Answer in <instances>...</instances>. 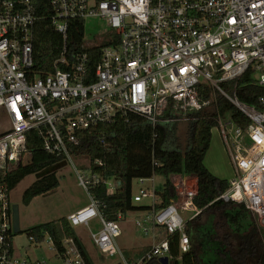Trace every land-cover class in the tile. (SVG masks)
<instances>
[{"label": "built area", "instance_id": "obj_1", "mask_svg": "<svg viewBox=\"0 0 264 264\" xmlns=\"http://www.w3.org/2000/svg\"><path fill=\"white\" fill-rule=\"evenodd\" d=\"M49 2V21L62 43L50 70L42 71L35 68L32 43L36 0H0V111L7 123L0 130V264H48L44 257L16 256L12 245L17 232L7 175L30 159L28 133L35 130L44 151L72 164L71 148L82 131L129 112L142 116L153 129L214 112L210 133L218 132L232 165L229 186L218 198L242 204L264 230V0ZM91 19H99L104 27L88 36L86 21ZM77 20L82 22L81 36L69 44V35L79 32L78 26L72 28ZM90 56L97 57L91 69ZM245 74L262 91L255 102L237 96ZM216 95L247 124L235 123L230 115L223 120L214 106ZM75 171L87 190L101 180L88 165L83 174ZM137 179L142 183L153 176ZM105 184L108 192L114 190V181ZM150 188H139L131 196L134 201L151 199L143 215L134 219L135 228L151 233V244L134 264L161 256L169 261L174 233L179 252H186L190 240L185 222L199 211L192 202L196 182L184 198L158 207L160 196L154 184ZM180 211L191 214L184 219ZM65 217L73 228H89L96 221L99 229L89 234L98 251L118 254L128 264L116 245L121 235L118 219H106L90 193L85 206ZM27 237L36 245L47 238L62 264H88L73 237L61 236L58 244L46 231Z\"/></svg>", "mask_w": 264, "mask_h": 264}, {"label": "trees", "instance_id": "obj_2", "mask_svg": "<svg viewBox=\"0 0 264 264\" xmlns=\"http://www.w3.org/2000/svg\"><path fill=\"white\" fill-rule=\"evenodd\" d=\"M35 4V13L38 17L32 26L35 68L49 71L53 59L60 50L61 35L50 24L49 0H36ZM75 25L78 26L79 32L69 35V44L81 36L82 22L74 21L73 29ZM96 61V56H90L88 61L90 69L94 67ZM247 79V74L240 79L237 96L240 100L255 102L256 96L262 91ZM208 92L206 89V93ZM216 100L223 102L235 123L242 126L247 124L248 120L219 95H216ZM168 112L166 109L165 115ZM198 115H201L199 119L187 123L190 135L182 150L174 146L177 140H174L171 134V126H158L153 129L142 116L129 112L111 122L82 131L79 142L71 148V153L87 157L90 170L101 177L98 183L90 184L87 191L98 201V210L106 219L117 220L119 213L124 214L128 210L148 209L147 205L135 207L131 203V181L134 178H149L155 175L164 177L162 185L156 188L161 199L156 207L177 198L170 180L171 175H191L196 178V193L192 202L199 211L185 222L190 248L186 252H179L178 233H174L169 241L168 264H205L199 254L198 244L203 237L199 235L198 229L205 225H210L211 236L216 239L215 246L205 250L206 255L217 257L211 264H264L263 228L242 204L218 198L228 188L229 182L213 175L203 164V157L210 143V129L215 124L213 119L215 114L210 112L208 116L202 113ZM27 148L30 151V159L24 164H19L7 175L9 189L25 176L35 174L60 161L59 157L42 149V140L36 135L35 130H31L27 135ZM110 178L115 183L112 192L107 191L105 184ZM57 186L55 172L35 178L23 191L21 201L28 204L33 197ZM244 216L246 220L243 219ZM214 218L216 221H213ZM230 224H234L235 227H231ZM240 226L242 228L237 229ZM217 227L223 229L220 236L215 233ZM43 231L48 232L57 244L61 236L73 237L88 264H92L66 217L33 225L28 228L27 235L39 236ZM196 242L198 249L194 245ZM143 251L144 249L139 254L141 255ZM146 264L160 263L152 259Z\"/></svg>", "mask_w": 264, "mask_h": 264}, {"label": "rangeland", "instance_id": "obj_3", "mask_svg": "<svg viewBox=\"0 0 264 264\" xmlns=\"http://www.w3.org/2000/svg\"><path fill=\"white\" fill-rule=\"evenodd\" d=\"M86 26V34L88 36L99 33L104 27L102 21L99 19L87 20ZM214 106L221 118L226 120L230 115V111L223 105V102H219L214 98ZM6 126V116L0 111V130L2 127L6 128ZM170 128L174 140H177L174 142V146L181 150L184 149L190 135L187 124L175 122L171 123ZM205 158L211 170L216 173L218 177L231 179L232 165L230 158L216 130H213L211 133L210 143L205 153ZM71 161L73 165L71 162L67 161L65 165L54 171L58 180V186L46 193L33 197L28 204H24L21 201V195L25 188L35 179L34 174L25 176L10 190L9 198L11 204L18 205L20 230L12 239V245L16 256H28L30 259L44 257L48 264H62V261L54 256L51 250V244L47 238L36 245L28 239L27 230L33 225L65 217L67 214L74 212L88 203V191L86 186L79 184L75 171L76 169L80 174H83V171L88 165V159L85 156L72 154ZM109 180L113 181L112 178ZM178 180L179 178L171 177L176 193L178 192L177 194H180L181 197V193H179L180 190L181 192L189 190V188H186L191 186L192 180L188 179L186 184H182ZM162 182H164V177L159 175L153 176V180L145 179L142 183H140L137 178H134L131 181V196L137 194L139 188L151 189L150 187L152 184L155 185V188H158L161 186L160 183ZM150 201V197H144L140 201L131 199V203L135 207L143 206L150 203ZM174 201H176V199ZM143 213L144 211L141 209L128 210L124 214H121L118 219L121 235L116 238V245L128 264H134L136 259L140 256L139 252L143 249L146 250L151 244V233L149 232L145 235L134 226L135 217L141 216ZM180 213L184 219L191 214L188 211H180ZM243 219L246 220V217L244 216ZM230 226L235 227L234 224H230ZM210 228V225H205L198 229L199 235H201V237L203 236L200 243H198L200 246L199 254L201 258L203 257L205 264H211L217 260L216 256L205 254L207 248L215 246L214 241L216 239L214 236H211L212 231H210ZM239 228L242 227L240 226L237 229ZM97 229H99V225L96 221H92L89 228L81 225L74 227L75 234L90 262L93 264H124L118 254L115 256H107L98 251L89 234V230L96 231ZM215 233L220 236L223 233V229L217 227ZM194 245L197 248V242Z\"/></svg>", "mask_w": 264, "mask_h": 264}, {"label": "water", "instance_id": "obj_4", "mask_svg": "<svg viewBox=\"0 0 264 264\" xmlns=\"http://www.w3.org/2000/svg\"><path fill=\"white\" fill-rule=\"evenodd\" d=\"M66 162L64 160H61L57 163H54L48 167L43 168L42 170L36 172L34 174L35 178L42 177L46 174H49L51 172H54L56 169L59 167L65 165ZM12 226H13V231L18 232L19 231V216H18V205L17 204H12ZM159 263L161 264H168V257L167 256H161L158 258ZM120 264V263H117Z\"/></svg>", "mask_w": 264, "mask_h": 264}, {"label": "crops", "instance_id": "obj_5", "mask_svg": "<svg viewBox=\"0 0 264 264\" xmlns=\"http://www.w3.org/2000/svg\"><path fill=\"white\" fill-rule=\"evenodd\" d=\"M182 123V122H181ZM187 124V123H186ZM163 126H171V125H168V124H166V125H163ZM211 138V137H210ZM206 153V152H205ZM203 164L205 165V167L213 174V175H215L216 177H218L217 176V174L216 173H214L212 170H211V168H210V166L208 165V161H207V159L205 158V155H204V157H203ZM171 177H175V178H179V182L180 183H182V184H186V182L188 181V179H191L192 180V184H191V186L189 187H187L186 189H190V188H193L194 187V183L196 182V178L194 177V176H191V175H189V176H187V175H177V174H175V175H171L170 176V180H171ZM218 178H220V177H218ZM220 179H223V178H220ZM225 179V178H224ZM226 180H229V179H226ZM172 182V181H171ZM163 183V182H162ZM162 183H160L161 185H162ZM174 185V184H173ZM174 188H175V186H174ZM186 191V190H185ZM178 193V192H177ZM179 193H181V198H184V192H181V190H180V192ZM177 197H180V194H177ZM145 205H148V204H145ZM142 210V209H141ZM143 211H145V210H143ZM190 216V215H189ZM186 219H188V217L186 218ZM213 221H216V219L214 218V220ZM92 263V262H91ZM93 264V263H92Z\"/></svg>", "mask_w": 264, "mask_h": 264}]
</instances>
